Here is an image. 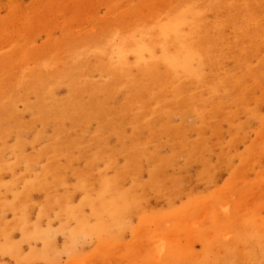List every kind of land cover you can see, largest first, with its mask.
<instances>
[{
  "label": "rangeland",
  "instance_id": "374dc122",
  "mask_svg": "<svg viewBox=\"0 0 264 264\" xmlns=\"http://www.w3.org/2000/svg\"><path fill=\"white\" fill-rule=\"evenodd\" d=\"M0 264H264V0H0Z\"/></svg>",
  "mask_w": 264,
  "mask_h": 264
},
{
  "label": "bare ground",
  "instance_id": "6f19581e",
  "mask_svg": "<svg viewBox=\"0 0 264 264\" xmlns=\"http://www.w3.org/2000/svg\"><path fill=\"white\" fill-rule=\"evenodd\" d=\"M171 20H172V18H171ZM186 22V21H185ZM194 23H198V21L197 22H194ZM187 24V23H186ZM195 25V24H194ZM183 26H185L184 25V22L182 23V21H169L168 23H166V24H161V28H160V34L161 35H163V36H165L166 38H163V40L164 39H167V40H170V41H175L177 38H178V36L180 35V34H183V36L184 35H186V37L189 35L190 36V34L192 33V31L191 32H188V33H185L184 34V32H183V30H182V28H183ZM190 28L191 27H193V26H189ZM189 28V29H190ZM191 30V29H190ZM183 36H181V37H183ZM188 36V37H189ZM192 36V35H191ZM190 36V37H191ZM93 37V36H92ZM185 37V36H184ZM187 37V38H188ZM193 37H194V35H193ZM187 38H186V40H187ZM207 38V37H206ZM209 39V38H208ZM153 40V39H152ZM184 40H185V38H184ZM203 40V39H202ZM201 40V42H203ZM135 41H136V39H135ZM169 41V42H170ZM205 41V40H204ZM134 42V41H133ZM143 42V41H142ZM141 44V43H140ZM149 44V43H148ZM167 44V43H166ZM171 44V43H170ZM179 44V43H178ZM178 44H173V45H175V48H176V46L178 45ZM150 46H152L154 49H156V46L155 45H153V44H151ZM166 46V45H165ZM168 46V45H167ZM163 47V46H160L159 47V49H157V50H163V52H162V54L161 55H159V54H157V53H155L153 50H148L146 47H143V48H139L138 50H137V52H136V56L134 55V61H135V63H136V66L137 67H141V66H143L144 68H145V70L146 71H148V68L146 69V67L147 66H149V64H151L152 65V69H150L148 72L150 73V75H151V77L156 81V82H159V84H163V85H165V86H168V87H171L172 86V84H171V86H169L170 85V83L171 82H169L170 80H172L171 78H170V73H171V70L169 69V68H167V63H168V61H166V59H167V57H168V53H167V51L169 52V49H170V46H168V47ZM134 47V46H133ZM136 47V46H135ZM134 47V48H135ZM203 48V47H202ZM137 49V48H136ZM150 49V48H149ZM177 50V49H176ZM188 50V49H187ZM186 50V51H187ZM202 50V49H201ZM136 51V50H135ZM197 50H195V51H193V52H196ZM191 52V51H190ZM192 52V53H193ZM211 52V51H210ZM199 54H200V52H198ZM201 53H203V52H201ZM206 53V52H205ZM214 53V52H213ZM189 55L191 54V53H188ZM187 54V55H188ZM211 54H212V52H211ZM148 55V56H147ZM181 55V54H180ZM192 55V54H191ZM190 55V56H191ZM194 55H195V53H194ZM174 56V55H173ZM196 56V55H195ZM187 57V56H186ZM202 57V56H201ZM210 57V56H209ZM171 58V57H170ZM191 58H193V56H191ZM195 58H198V57H195ZM122 59V58H121ZM126 59V58H125ZM172 59H174V58H172ZM199 59H201V58H198V62L199 63H201L200 62V60ZM175 60V59H174ZM188 60H190V58L189 59H187L186 58V61H188ZM193 59H191V61H192ZM155 61H157L158 62V64L159 63H164L165 64V70H166V72H165V70H164V74L162 73L161 75L160 74H158V71H157V69H154L153 68V66H154V64H155V66H156V62ZM205 61H206V59H205ZM203 63V62H202ZM209 64V63H208ZM213 64V63H212ZM112 66V65H111ZM157 67V66H156ZM155 67V68H156ZM169 67V66H168ZM172 67H174V66H172ZM176 67V66H175ZM186 67V66H185ZM188 67H190V65L188 66ZM202 67V66H201ZM200 67V68H201ZM105 68V67H104ZM143 68V69H144ZM171 68V67H170ZM182 68V67H181ZM175 69H177V68H175ZM178 69H179V67H178ZM139 70V69H138ZM55 72V71H54ZM116 72V71H115ZM123 72V71H122ZM140 73H141V71H139ZM143 72V74H145L144 73V71H142ZM59 73V72H58ZM67 73V75L66 76H69L71 73H72V70H70V71H67L66 72ZM113 73V72H112ZM125 73V72H124ZM148 73V74H149ZM114 74V73H113ZM121 74H123V73H121ZM142 74V75H143ZM174 74H176V73H174ZM185 74V73H184ZM139 75V74H138ZM149 75V76H150ZM118 76H119V73H118ZM127 76V75H126ZM126 76H121V77H125V78H127ZM144 76V75H143ZM149 76H147L148 77V79H150L151 80V78L149 77ZM174 76V75H173ZM59 77V76H58ZM134 77V76H133ZM43 78V77H42ZM135 78H140L139 76L138 77H135ZM142 78H145L146 79V77H142ZM141 78V79H142ZM40 79V78H39ZM44 79V78H43ZM49 79V78H48ZM170 79V80H169ZM205 79V78H204ZM115 80V79H114ZM38 81V80H37ZM130 81H132L133 82V79L131 78V80ZM111 82V81H110ZM122 81L120 80V81H118V83H121ZM125 82H127L126 80H125ZM152 82V81H151ZM40 83V82H39ZM107 83H108V81H107ZM122 83H124V82H122ZM121 83V84H122ZM154 83V82H153ZM166 83H168V84H166ZM105 84V83H104ZM158 84V83H157ZM189 84V83H188ZM162 85V86H163ZM51 86V85H50ZM108 86H109V84H108ZM122 86H123V84H122ZM139 87V86H138ZM137 87V88H138ZM151 87V86H150ZM166 88V89H168L169 91H170V89L169 88ZM109 88V87H108ZM84 89V88H83ZM83 89L81 90V91H83ZM89 89V88H88ZM112 89V88H111ZM163 90H165L164 88H162ZM171 89H172V87H171ZM109 91H111V90H109ZM121 91V90H120ZM138 91V90H137ZM141 90H139V92H140ZM145 91H149V90H145ZM159 91V90H158ZM41 92V91H40ZM44 92V91H43ZM94 92H95V90H94ZM101 92V91H100ZM142 92H143V90H142ZM161 92H163V91H161ZM178 92V91H177ZM179 92H181V93H183L182 91H179ZM76 93V92H75ZM93 93V92H92ZM147 93V92H146ZM160 93V92H159ZM165 93V92H164ZM132 94H134V95H136L135 93H132ZM139 94V93H138ZM150 94H152V92L150 93ZM140 95V94H139ZM157 95V94H156ZM162 95V94H161ZM165 95V94H164ZM177 95V94H176ZM42 97H43V95H41ZM133 96V95H132ZM153 96H154V94H153ZM158 96V95H157ZM163 96V95H162ZM178 96V95H177ZM136 97V100L138 99V96H135ZM147 97H148V94H147ZM149 97H152V96H149ZM77 98H78V96H77ZM158 98H159V96H158ZM177 98V97H176ZM176 98L174 99V100H176ZM182 98H184V97H182ZM197 98V97H196ZM97 99V98H96ZM139 99H142V98H140V96H139ZM145 99H147V98H145ZM161 99V98H160ZM186 99H188L189 100V98H186ZM151 100V99H150ZM93 101H95V99L93 100ZM107 101V100H106ZM105 101V102H106ZM132 101H135V100H132ZM139 101V100H138ZM168 101V100H167ZM127 102V101H126ZM131 101H129V103H130ZM166 102V101H165ZM169 102V101H168ZM168 102H166V104L165 105H168L167 103ZM173 102H175V101H173ZM173 102H172V104H173ZM178 102V101H177ZM76 103H78V102H76ZM139 103V102H138ZM163 103V102H162ZM189 103V102H188ZM66 104V103H65ZM135 104V102H133V104H130V106L132 107L133 105ZM126 105V104H125ZM183 105H185V103L183 104ZM190 105V104H189ZM42 106H43V104H42ZM66 106V105H65ZM77 106V104L75 105V107ZM170 106V105H169ZM176 106V105H175ZM182 106V105H181ZM162 107V106H161ZM70 108V107H69ZM74 108V107H73ZM128 108H129V106H128ZM76 109H77V107H76ZM161 109V108H160ZM78 112L80 113V112H84L85 111V108H84V106H79L78 107ZM40 111H41V109H40ZM60 111H65V109L64 110H57L56 108H51V109H48V110H44L43 108H42V114H43V118L44 119H50V118H55L56 116H58V118L60 117V119H61V115H59V112ZM173 111V110H172ZM68 112V111H67ZM147 112V111H146ZM184 112H185V110H184ZM190 112V111H189ZM160 113H163V112H160ZM64 114V113H63ZM81 116H82V113L80 114ZM130 115H131V112H130ZM102 116H104L103 114H102ZM79 117V116H78ZM78 117H77V119H78ZM90 117V116H89ZM124 117V116H123ZM73 118V117H72ZM74 118H76V117H74ZM85 118V117H84ZM100 119V118H99ZM98 119V120H99ZM102 119V118H101ZM144 119V118H143ZM142 119V120H143ZM75 122V121H74ZM111 126V125H110ZM109 129V128H108ZM138 152V151H137ZM140 154H138V156H139ZM103 207V206H102ZM101 209H103V208H101ZM110 211V210H109ZM113 225V224H112ZM160 252H161V254L163 255V252L165 251V248H166V246L164 245V244H161L160 246ZM161 255V256H162Z\"/></svg>",
  "mask_w": 264,
  "mask_h": 264
}]
</instances>
